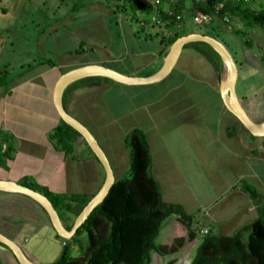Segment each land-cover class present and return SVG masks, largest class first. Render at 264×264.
I'll return each mask as SVG.
<instances>
[{"label":"crops","instance_id":"1","mask_svg":"<svg viewBox=\"0 0 264 264\" xmlns=\"http://www.w3.org/2000/svg\"><path fill=\"white\" fill-rule=\"evenodd\" d=\"M111 2L113 8L95 1L87 4L101 5L111 14L88 10L90 16L84 18L86 14L76 7L67 14L69 16L65 22L55 23L58 27L43 37V47L50 53L60 52L55 60L57 65L33 61L32 67L27 66L17 75L8 77L7 74L6 90L2 86L5 81L0 82V128L14 137L16 148L13 159L7 160L8 169L0 168V179L19 183L29 176L36 184L52 192L83 193L91 197L101 187L104 170L98 160L82 152V145L78 144L76 156L70 157L65 156L49 140L50 133L60 121L52 99L55 82L63 72L91 63L101 64L124 75L145 78L161 68L166 56L162 58V45L156 40L148 41L136 36V25L130 24L124 16L120 14L115 19L113 11L116 0ZM263 4L264 0H252L253 7ZM164 8L166 10L167 6ZM194 10L191 2L187 1L182 12L185 23L191 21ZM104 15L107 17L105 20H98L97 17ZM155 15V11L141 13V17H148L152 21ZM232 21L235 26L242 27L238 17ZM96 22L100 24L101 31L95 28ZM202 28L201 31L191 32L206 34L205 31L211 30L223 43L219 38L224 35L222 29L213 31L207 26ZM247 29V38L253 48H241L239 59L245 66L243 71L238 68L236 87L239 79L248 77V81L243 82L247 88L246 93L241 95L244 100H240L250 115H256L258 107L255 99L257 96L264 98V27L254 25ZM80 44L85 50L75 53L74 50ZM255 47L262 49V53L255 51ZM246 63L250 66L247 67ZM152 66L153 71L143 73ZM218 84L219 78L210 62L193 47H185L174 68L158 82L134 85L116 81L85 83L69 89L62 101L64 109L68 113L72 112L69 114L78 121L76 113L79 111L89 113L92 107H100V113L105 110L99 132L107 136L112 130L118 133L129 132L132 128L143 130L152 158L151 171L162 188V200L179 204L186 213L195 214L193 226L199 229L213 228L216 233L232 235L257 216L242 181L253 186L264 203V137L250 135L225 108ZM105 90L106 93L112 91L119 94L126 90L132 91L131 95L138 98L135 107L128 113L110 111L100 99ZM250 95L252 97L248 99ZM113 99L110 98V101ZM106 100L109 101L107 97ZM93 119L97 122L95 117ZM122 137L119 139L122 140ZM119 144L124 149L123 144ZM72 167L76 171L73 180L69 172ZM111 167L115 180L119 179ZM88 168L93 173L92 179H95L92 187H89L92 179L82 178L81 174V170ZM6 197L18 200L17 207L19 200L31 203L28 206L31 209L29 218L24 215L5 216L6 229L0 228V232L18 244L32 262L38 264L41 260L42 254L40 256L36 248L39 239L52 238L63 246L48 217L35 202L20 194L2 192L0 204L8 200ZM17 211L21 210L17 208ZM200 220L202 223L198 224ZM176 223L171 222L166 228L170 242L173 238L177 240ZM180 223V227L186 225L185 222ZM199 240H193V246ZM163 245L161 243L158 246L160 251ZM158 254H162V251ZM0 262L19 264L13 254L1 245ZM50 262L44 261L43 264Z\"/></svg>","mask_w":264,"mask_h":264},{"label":"trees","instance_id":"2","mask_svg":"<svg viewBox=\"0 0 264 264\" xmlns=\"http://www.w3.org/2000/svg\"><path fill=\"white\" fill-rule=\"evenodd\" d=\"M187 1L191 2L195 10L212 16L207 27L213 31L222 25L228 26L235 17L239 18L242 27L232 31L242 38H247L245 28L254 25L264 27V4L253 7L252 0H159L158 3L154 0H116L113 13L121 14L130 24H136V36L148 41L156 40L162 45L163 58L177 37L193 31L195 25H198L191 23L189 27L184 21L182 12ZM165 5L174 15L181 14V20L176 21L166 16ZM152 11L160 18L159 23L148 17H141L142 12ZM210 31H205L206 35L218 38ZM44 32L42 30L39 35ZM243 46L248 49L253 44L248 38L243 40ZM185 47H193L202 54L220 79L222 61L208 44L190 42L183 46ZM84 50L80 44L74 51L81 53ZM38 55L33 63L57 65L54 59L46 57L44 47L42 54ZM33 65L29 64L28 68ZM7 74L8 71L0 73V82L5 81L2 85L5 90ZM101 82L115 81L101 76L79 79L66 87L62 100L64 101L66 92L71 88ZM49 140L65 156L75 157L76 148L80 144L83 151L97 160L81 135L62 120L50 133ZM124 143L129 149L128 174L114 181L103 201L90 212L69 240L56 235L63 242L61 254L48 264H151L152 252H161L155 238L162 223L171 215L186 223L191 236H199L202 229L192 225L195 214L186 213L179 204L162 200V188L151 171L152 158L143 130H129ZM15 152L14 137L0 128V168L8 169L7 160L13 159ZM19 184L44 194L51 201L66 229H70L74 218L91 198V195L83 193L52 192L47 187L36 184L29 176L24 177ZM242 185L252 200L257 216L232 235H222L214 232L213 228H208L206 234L199 236V243L189 264H264V203L253 186L245 181H242ZM36 205L47 216L44 209L37 203ZM74 248L77 249V254H74Z\"/></svg>","mask_w":264,"mask_h":264},{"label":"rangeland","instance_id":"3","mask_svg":"<svg viewBox=\"0 0 264 264\" xmlns=\"http://www.w3.org/2000/svg\"><path fill=\"white\" fill-rule=\"evenodd\" d=\"M93 1L110 5L111 8L114 7L112 6L111 0H0V73L8 71V77H10L19 74L21 71H24L29 64H32L34 59L38 58L39 53L42 54V52L38 49L39 33L42 30L46 31L49 28L53 27L54 25H56L55 23L65 22L69 16L67 14L71 13L72 10L76 9V7L80 9V12H82V14H86L84 18L90 16L86 8L88 7L87 4ZM119 15L120 14L114 15V18L116 19V17H118ZM97 18L98 20H100L101 18L105 20L107 17L104 15L103 17ZM105 22L107 23V21ZM191 23L194 22H191L190 20L186 21V25L189 27ZM95 24H97V22ZM99 25L100 24L98 23L95 28H100ZM132 25L135 26L136 24L133 23ZM229 25L230 28H227ZM229 25H225L223 29L220 28L223 30L224 35L222 34L221 36H219V38L223 41L227 49L232 54L239 70L242 69L243 71V67L245 66V64H241L239 56L242 55L241 48L243 47V40L248 38H242L232 31L241 28L235 26L233 21L232 23L230 22ZM205 26H208V24H202V26L195 25L194 30L201 31L203 30L202 27ZM246 29L247 28H245V32H248V29ZM101 30L102 28L99 29V31ZM251 48H253V46ZM254 50L261 51L262 53V49L258 50L257 47H255ZM58 53L60 52H57L56 54L50 53L44 48V54H46V57L48 58L56 60ZM59 55L60 54H58V56ZM246 66L249 67L250 65L246 63ZM153 69V66L149 67L143 73L149 74L151 71H153ZM262 73L264 74V72ZM245 80L248 81V77L244 80L239 79L238 85L236 87L239 99H241V95L243 93H246L247 91L246 86L243 85V82H245ZM131 93L132 91L130 90L123 91V94L115 93L112 91L106 93L105 90L100 96V99L101 102L104 101L106 103L110 111L114 113L127 111L128 113L135 107L136 101L138 99L134 98ZM106 97L109 99V101L106 100ZM250 97L252 96L250 95L248 99H250ZM110 98H114L113 101H110ZM263 99L264 98L260 96H257V98L255 99V105L258 107L256 115H250L245 104L243 105L248 116L256 122L264 120ZM241 100L244 99L242 98ZM98 109H100V107H92L90 108L89 113L87 111H79L76 113L77 118L96 136L97 140L102 146V149L104 150L106 156L108 157L111 165L114 168L116 177H124L128 174L129 171L128 149L125 147V144L123 142L128 131H121L120 133H118L117 131L112 130L110 131V133L108 132V136L107 134L99 132V124H103L102 116H104L106 112L105 110H103V112L100 113ZM69 113L72 114V112ZM93 117L96 118L97 122H95ZM124 128L126 129L127 126ZM121 135L123 136L122 140L119 139ZM119 143L123 144L124 149L120 148ZM82 152L84 153V151ZM89 170V168L81 170L82 178H88L90 180L92 179L93 173H91V171ZM69 172L71 173V180H73L74 175H76V171L72 167ZM93 181L95 182V179L91 180V185H89V187H92V184H94ZM16 201L18 200L8 198V200L0 204L1 229H6L4 226L6 223L5 216L24 215L29 218V212L31 211V209L29 210L28 206L31 203L27 200H19V206L17 207L18 203L16 204ZM17 208L21 211H17ZM175 220L178 222L176 223ZM171 222L178 225L176 226L177 233H175V237H177V240L175 241L173 240L174 238L172 239L173 242H176L174 244L172 241L170 242L168 240L170 234L166 233V228ZM180 222L184 223L177 216L171 215L162 223V227L155 238V243L158 244V246H161V243H164L163 247H161L162 254L152 252L151 264L190 263L195 254L197 245L196 243V245L193 246V240L196 241V239H198L199 237L191 236L186 225H182L180 227ZM201 223L202 221L200 220L198 224ZM166 242L170 243L166 244ZM170 244L174 247L173 250L171 249L172 246H169ZM36 248L38 250V254L40 253V256L42 254L40 258L41 260L38 261V264H43L44 261L50 262L59 257L62 247L56 240L47 238L43 240L39 239ZM43 250H45V252L41 253ZM74 254H77L76 248H74Z\"/></svg>","mask_w":264,"mask_h":264},{"label":"water","instance_id":"4","mask_svg":"<svg viewBox=\"0 0 264 264\" xmlns=\"http://www.w3.org/2000/svg\"><path fill=\"white\" fill-rule=\"evenodd\" d=\"M86 9L100 11L106 14L112 13L103 6L97 4L88 6ZM57 27L58 25L56 24L39 36L38 49L41 52L43 51V37L47 33L57 29ZM190 42H205L219 55L222 61V72L220 74L218 88L221 100L225 108L235 116V118L250 133V135L254 137H264V120L259 122L252 120L246 113L240 99L236 94V82L238 79L239 70L230 51L219 39L213 36L198 32H190L177 37L172 42L169 47L168 53L164 57L161 68L148 77H132L121 74L101 64L91 63L69 69L63 72L56 80L53 88L52 99L54 108L60 120L71 126L81 135L94 156L101 164L105 174L104 181L101 187L89 199V201L81 209L78 215L74 218L70 229H66L64 227L51 201L44 194L21 185L18 182L3 179H0V191L24 195L40 205L46 212L51 227L56 232V234L63 239L69 240L75 234L76 230L81 226V224L85 221L90 212L103 201L110 187L114 183L115 177L109 160L98 141L86 126H84L80 121H78L64 109L62 101L64 90L71 83L79 79L91 76L106 77L118 83L127 85L151 84L158 82L165 78L174 68L183 46ZM0 244L13 254L19 264H35L24 254L18 244H16L13 240L8 238L1 232Z\"/></svg>","mask_w":264,"mask_h":264},{"label":"built area","instance_id":"5","mask_svg":"<svg viewBox=\"0 0 264 264\" xmlns=\"http://www.w3.org/2000/svg\"><path fill=\"white\" fill-rule=\"evenodd\" d=\"M155 3H158L159 0H154ZM217 9V8H216ZM217 12V11H216ZM166 16L170 17V18H174L176 21H180L182 18L181 14H175L174 12L170 9H166L165 10ZM212 20V16L208 13H202L200 11L194 10L193 14H192V21L198 25H202V24H208L210 23ZM224 20H226V18H224ZM153 22L155 23H159L160 22V18L155 15V17L153 18ZM208 232V228H203L201 230V234H206Z\"/></svg>","mask_w":264,"mask_h":264}]
</instances>
